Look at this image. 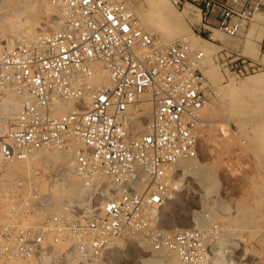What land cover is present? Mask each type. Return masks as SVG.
<instances>
[{
    "label": "built area",
    "instance_id": "obj_1",
    "mask_svg": "<svg viewBox=\"0 0 264 264\" xmlns=\"http://www.w3.org/2000/svg\"><path fill=\"white\" fill-rule=\"evenodd\" d=\"M52 1L62 8V30L0 45V86L21 97L17 118L1 137L2 151L8 160L25 159L37 149L67 148L77 139L83 147L75 172L88 187L105 180L89 190L90 207L78 208L83 214L77 220L49 216L30 228L10 217L0 223V261L30 257L37 245L48 244L49 234L51 241H73L84 257L101 256L114 241L136 237L154 251H174L179 264H214L220 254L231 253L224 247L231 238L218 222L168 229L158 214L178 188L182 161L199 154L197 125L214 93L205 52L186 39L165 42L142 28L131 0ZM170 2L177 9L199 8L202 22L195 25L202 24L198 32H209L211 40L212 27L239 39L257 15L264 16V0ZM213 59L224 81L260 70L257 59L231 48ZM93 62L104 65L109 84L88 102L83 76ZM69 101L71 108L60 112ZM100 197L99 207L92 208Z\"/></svg>",
    "mask_w": 264,
    "mask_h": 264
},
{
    "label": "rangeland",
    "instance_id": "obj_2",
    "mask_svg": "<svg viewBox=\"0 0 264 264\" xmlns=\"http://www.w3.org/2000/svg\"><path fill=\"white\" fill-rule=\"evenodd\" d=\"M142 1L131 0L134 8ZM168 1L170 2V0ZM170 4L176 8L171 2ZM177 10L180 11L182 8ZM44 23L41 24L42 27H47V31L51 32V26ZM203 23L206 24L205 20ZM195 24L198 23L191 24L192 39L200 36L209 43H213L209 32L206 34L198 32L203 29L202 24ZM254 29L253 26L250 31ZM227 38L229 39V37ZM247 39L248 37L245 35V37L235 40L241 41L243 46ZM214 43L221 44L219 40ZM191 44L196 46L197 43L194 44L191 41ZM228 47L234 49L232 46ZM258 57L264 63V57H260V54ZM260 60H258L260 70L251 76H257L264 72V64ZM214 64H216L218 72L221 73L217 63ZM243 78L245 77L230 78L226 81L223 79L219 82L212 81L215 92L207 103L209 104L208 109L204 113L201 112L202 118L197 125L196 134L199 140L197 158L211 175L222 179L221 191L219 190L218 193H213L215 195L211 196V199L217 197L219 199V203H215L216 211L211 209L213 217L209 218L206 215L205 209L208 207L201 196L202 184L205 182L191 177L188 182L190 190L183 192L179 196L180 198L178 197L176 204L165 210L163 218H166L168 229L200 226L210 221L218 222L231 238L230 240L235 243L234 246H227L233 251L225 253L224 257L226 256L234 264H264V84L241 93L240 100H234L230 96H218L220 88L228 81L232 79L235 84H240ZM12 124L11 120L2 135ZM211 139L216 142H212ZM4 173V169L0 165V223L8 222L10 217V222H15L18 227L30 228L35 227L37 222H41L44 217L61 215L59 212H49L46 204L42 202V195L48 192L42 190L46 182L44 178L49 177V173L42 176L43 169H40L41 176L39 177L41 179L22 178L23 176L8 178ZM5 181L6 184H4ZM102 200L103 197H100L92 208L99 207ZM212 204L214 205V203ZM83 206L90 207L88 202H74V205L67 211L60 213L63 215L66 213L65 215L70 216L74 221L83 214V211H78V208ZM140 241L132 239L121 242L114 241L113 247L109 248L110 251L98 257H84L75 253L77 258L74 262H70L66 256L67 252L74 247L73 241H69L65 248L60 250L55 247L60 241H50L49 244L52 246L44 254H48V263L51 264H178L174 251H154L150 245ZM55 242L57 243L54 244ZM40 256L42 254L33 258L36 260L33 262L23 258L15 259L10 264H45ZM21 260H23L22 263L19 262ZM8 262L0 261V264H9Z\"/></svg>",
    "mask_w": 264,
    "mask_h": 264
},
{
    "label": "bare ground",
    "instance_id": "obj_3",
    "mask_svg": "<svg viewBox=\"0 0 264 264\" xmlns=\"http://www.w3.org/2000/svg\"><path fill=\"white\" fill-rule=\"evenodd\" d=\"M134 11H136L135 14L142 28L159 34L163 41L170 42L181 38L188 40L190 43L191 41L194 42V44L197 43L198 45L196 44L194 47H200L204 50V52H206V63L208 67L206 68L205 73L210 78L211 82H219L220 80H223L222 74L218 72L217 66L214 64L215 61L213 59V55L219 52L221 49L230 48L228 46H232L234 50L239 51L241 54L260 60L258 55L260 54V43L264 34L263 15L256 16V21L252 25V27L254 26L255 29L250 31L252 28L251 27L249 29L250 32L248 31L245 34L248 39L243 43L242 46L241 41L235 40L233 38L228 39L227 36L225 34L223 35L226 37L223 36L222 32L216 27L211 28L213 43H209L200 36L192 39L193 34L191 24L201 23L202 13L199 8L190 4L186 5L182 10L179 11L174 8L168 0H143L138 6L134 8ZM61 13L62 8L60 5L53 3L52 0H0V45L3 47L4 44H17L26 39L36 38L48 33V28L45 26L42 27L41 25L43 22L51 26V32H58L62 30L63 20ZM217 17L218 10H214L211 17V22H215L214 24H216ZM218 40L221 42L219 45L214 43ZM218 49L219 51H217ZM260 57L262 56L260 55ZM251 75H247L248 77L245 76V78L241 80L240 84H235L231 79L226 85L220 88L221 91L218 93V96H230L234 100H240L241 93L248 92L262 83L264 84V72L258 74L257 76ZM83 79L84 82H86L87 87L90 88L86 91V98L88 102L91 101L92 95L97 90L109 84L107 71L101 62H93L90 64L89 68H87V71L84 73ZM71 104L72 101L64 103L59 111L66 112L71 108ZM208 105L209 104L206 103L201 109V112L204 113L208 109ZM20 108L21 97L19 96L18 92L10 86H0V165H2L4 169V175L8 178L13 176H23L22 178H40V169H43L42 176H45V173H49L50 176L44 178L46 182L44 184V188L42 187V190L44 189L48 192L42 195V202L46 204L47 210L49 212H59V214H61L60 216H64L70 222L72 218L68 215H65L66 213L63 215V213L60 212L67 211L69 207L74 205V202H88L90 194L89 190H94L97 187V184L105 180V178H99L92 186L88 187L75 172L74 159L77 152L83 147L81 141L77 139H72V144H70L67 148H40L33 151L25 159H6L1 147V143L3 142L1 137L4 135H2V133L5 129H7L11 120L12 123L16 120ZM145 109L146 112H150V109L147 105ZM218 131L220 134V127ZM211 141L214 143L216 142L212 139ZM182 165L184 171L182 177L179 180L178 188L176 191L170 192L169 198L165 201L164 206L158 213L161 222L164 217L165 210L176 204L178 197L183 192L190 190L188 182L191 177L205 182L202 184L203 190L201 196L206 203V207H208L205 209V213L209 218L210 216L213 217L212 212L213 210L216 211V204L219 203L217 196L216 199H211V196L213 193L219 192L222 179L220 180L213 174L212 176L207 171L205 165L197 157L183 160ZM6 183L7 182L5 181L4 184ZM212 203H214V205ZM224 210L226 209L224 208ZM50 237L51 235L49 234L47 238L49 239V241H47L48 244L43 242V244L37 245L34 254L25 258V260H30L32 262L36 261L33 260V258L42 254L40 257L45 261V264H51L50 262L48 263V254H44L52 246V244H49L51 241ZM136 238L139 241L141 240L140 242L147 243L143 237ZM58 241H60V244L58 243V245L55 247L59 250L64 249L69 242L67 238H58ZM232 241L233 240L225 242V249L230 248L227 246L235 245V243ZM56 243L57 242L54 244ZM113 244L114 242L112 245ZM73 248H71V250L66 254L70 262L76 261L77 258L75 255V253L77 254L75 247ZM108 251L110 250L108 249L103 253H107ZM174 255L179 264V259L176 253ZM16 259H23V257ZM14 260L9 261L8 263H13ZM19 262L22 263L23 260ZM214 264L234 263L230 262L226 256L224 257V253H222L215 258Z\"/></svg>",
    "mask_w": 264,
    "mask_h": 264
},
{
    "label": "trees",
    "instance_id": "obj_4",
    "mask_svg": "<svg viewBox=\"0 0 264 264\" xmlns=\"http://www.w3.org/2000/svg\"><path fill=\"white\" fill-rule=\"evenodd\" d=\"M206 34V33H205Z\"/></svg>",
    "mask_w": 264,
    "mask_h": 264
}]
</instances>
